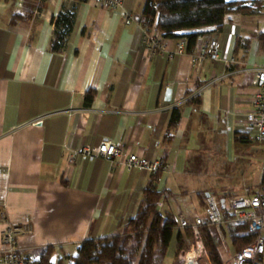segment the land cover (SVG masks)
Returning a JSON list of instances; mask_svg holds the SVG:
<instances>
[{
    "label": "crops",
    "instance_id": "obj_1",
    "mask_svg": "<svg viewBox=\"0 0 264 264\" xmlns=\"http://www.w3.org/2000/svg\"><path fill=\"white\" fill-rule=\"evenodd\" d=\"M39 1L0 0V213L6 220H0V251L6 222L32 226L17 238L24 255L53 245V259L65 264L86 239L123 230L140 206L151 173L80 154L68 164L70 154L85 145L111 140L128 152L166 160L170 167L160 183L170 196L160 206L190 222L204 215L195 202L177 203L174 194L180 190L190 196L182 177L188 175L193 150L199 151L204 140L216 147L231 136L242 145L258 143L261 154L255 148L252 155L241 156L263 162L258 185L245 187L262 184L264 140H255L244 114L251 109L254 91L253 74L246 69L264 64V40L259 37L264 0L228 8L222 25L204 28L209 31L199 39L200 46L217 39L224 55L236 63L210 59L201 65H193L189 54L170 58L157 47L145 49V0H124L133 17L130 24L120 9L86 0H42L41 7ZM73 6L75 28L66 47L53 52L52 20L62 8ZM165 41L167 50L175 49L177 38ZM228 70L234 71L210 83ZM200 88L199 102L197 97L187 100L178 108L180 120L171 125L170 105ZM90 90L94 97L88 103ZM250 162L244 163L248 169L254 168ZM232 226L229 214L219 227L210 226L223 264L238 250ZM176 242L175 236L164 264H182ZM261 259L263 263L264 254ZM209 264H216L210 254Z\"/></svg>",
    "mask_w": 264,
    "mask_h": 264
},
{
    "label": "trees",
    "instance_id": "obj_2",
    "mask_svg": "<svg viewBox=\"0 0 264 264\" xmlns=\"http://www.w3.org/2000/svg\"><path fill=\"white\" fill-rule=\"evenodd\" d=\"M244 1L145 0L141 22L153 20L157 16L158 36L184 38L187 41L188 52H192L201 47L199 39L209 31L204 28L220 27L224 22L227 9ZM42 2L40 0L38 6L41 7ZM52 22L54 31L49 48L53 52H59L66 47L75 28L76 8L74 6L62 8ZM259 37L264 40V32ZM93 97L94 91H88L86 101L90 103ZM195 100L199 102V97ZM179 120L180 111L174 108L171 125H175ZM163 175L161 170L151 172V180L143 189V198L137 212L125 222L120 233L104 238L86 239L81 243L69 264H164L175 236L177 257H179L187 248V238L192 236V231L189 228L185 229L187 235L184 236L178 230L177 216L160 206V203L170 196V190L160 186ZM261 183H264V178ZM224 215L228 217L227 209ZM232 229L235 233L234 243L239 244L240 248L251 243L255 238V233L248 230L247 224L239 223L233 225ZM202 231L208 253L216 264H223L219 252V241L212 233L209 224H203ZM54 251L53 245H47L28 257L31 258V264H65L63 259L57 261L53 259ZM262 256L257 264H263Z\"/></svg>",
    "mask_w": 264,
    "mask_h": 264
},
{
    "label": "built area",
    "instance_id": "obj_3",
    "mask_svg": "<svg viewBox=\"0 0 264 264\" xmlns=\"http://www.w3.org/2000/svg\"><path fill=\"white\" fill-rule=\"evenodd\" d=\"M22 3L25 0H19ZM101 8L118 10L125 20L126 24L133 21V17L124 8V0H86ZM152 21V22H151ZM157 16L153 20H147L141 23L142 42L146 50L157 47L162 52L168 51L169 57L174 55L189 54L193 65H201L207 60L223 61L225 64H235L234 57L227 58L217 39H212L207 44L199 47L197 50L188 52L187 41L184 38H177L176 47L173 50H167L168 45L165 39L158 36L156 32ZM234 70H228L221 75L214 77L210 83L218 82L232 73ZM253 74L251 83L254 91L251 97V109L244 114L245 121L255 129V140H264V64L254 65L246 69ZM209 83V84H210ZM202 91L197 89L190 94L188 98H182L173 102L170 107L179 108L187 100L196 98ZM41 119H38L40 121ZM83 157L105 158L112 162L120 163L128 170L139 169L155 173L161 170L168 172L169 163L159 157L149 158L143 154L132 153L125 150L119 144L111 140L102 141L97 146L85 145L80 151H74L68 157V164L73 165L76 155ZM160 180V179H159ZM206 210L204 217L197 216L192 222L188 221L183 215H178L179 228L181 230L191 229L193 242L190 249L184 255L183 264L190 260L189 252L196 250L198 255L192 260L197 264H209L208 249L203 241V224L219 227L224 218V209H227L231 225L247 224L248 230L255 233L254 240L246 246L237 250L229 257L227 264H257L260 256L264 254V183L252 188L245 187L243 192L233 195L224 200V206L219 204L214 196H206ZM161 205V203H160ZM260 209V211H259ZM0 220H5L3 213H0ZM32 226L26 224H12L6 222L2 232V251H0V264H31V258L24 255L19 248L17 238L19 235L30 232ZM186 252V251H185Z\"/></svg>",
    "mask_w": 264,
    "mask_h": 264
},
{
    "label": "rangeland",
    "instance_id": "obj_4",
    "mask_svg": "<svg viewBox=\"0 0 264 264\" xmlns=\"http://www.w3.org/2000/svg\"><path fill=\"white\" fill-rule=\"evenodd\" d=\"M202 143L203 145L200 146L199 151L193 150L191 155L195 157L193 160H190L191 162L189 161V171L186 172L188 175L182 177V179L188 183L184 189L189 192L190 196L187 197V194L177 190L174 197H176L177 203L195 202L198 207H196L197 211L201 215H205L206 193H210L214 196L215 200L220 204L222 198L228 199L231 193H242L246 184L258 185L261 180L263 162H261L259 157L256 161H253L251 156L252 160L250 162L248 157L243 158L241 156L243 152L252 155L255 148L256 151L261 154L260 149L262 147L260 148L258 143L252 142V144L242 145L244 143L234 141L232 136L225 140L224 146L219 145L216 147L213 142L209 143V141L205 140ZM249 162L251 165L254 164V168L251 166V169H248L244 166V163L247 164ZM160 186H164L163 182L160 183ZM183 234L184 236L187 235L185 230ZM187 239V248L183 250L179 256L182 264L183 258L181 255L189 251L194 238L189 236ZM235 246H237L238 250L240 249L239 244L235 243ZM172 249L173 244H171L169 252ZM231 255H229V257Z\"/></svg>",
    "mask_w": 264,
    "mask_h": 264
},
{
    "label": "water",
    "instance_id": "obj_5",
    "mask_svg": "<svg viewBox=\"0 0 264 264\" xmlns=\"http://www.w3.org/2000/svg\"><path fill=\"white\" fill-rule=\"evenodd\" d=\"M170 94H171V89L170 88H167L166 89V97H165V100L169 101L170 100ZM210 194L209 193H206V196H209ZM187 264H197L195 263L192 259H190Z\"/></svg>",
    "mask_w": 264,
    "mask_h": 264
},
{
    "label": "bare ground",
    "instance_id": "obj_6",
    "mask_svg": "<svg viewBox=\"0 0 264 264\" xmlns=\"http://www.w3.org/2000/svg\"><path fill=\"white\" fill-rule=\"evenodd\" d=\"M194 251H196V250H193V251L189 252L188 256L190 257V259H193L190 253H193Z\"/></svg>",
    "mask_w": 264,
    "mask_h": 264
}]
</instances>
